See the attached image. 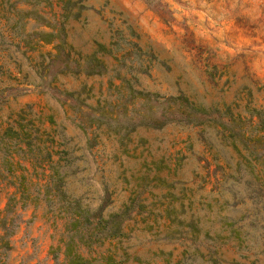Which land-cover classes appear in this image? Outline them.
I'll return each instance as SVG.
<instances>
[{
  "label": "rangeland",
  "instance_id": "rangeland-1",
  "mask_svg": "<svg viewBox=\"0 0 264 264\" xmlns=\"http://www.w3.org/2000/svg\"><path fill=\"white\" fill-rule=\"evenodd\" d=\"M20 124L5 264H64L68 202L120 213L86 256L264 264V0H0V134Z\"/></svg>",
  "mask_w": 264,
  "mask_h": 264
},
{
  "label": "trees",
  "instance_id": "trees-1",
  "mask_svg": "<svg viewBox=\"0 0 264 264\" xmlns=\"http://www.w3.org/2000/svg\"><path fill=\"white\" fill-rule=\"evenodd\" d=\"M15 12L21 16H30L31 12L27 9L16 8ZM62 30V29H61ZM61 32V31H60ZM44 41H52L54 33L52 31L48 32H40L39 34ZM64 40H60L58 43L54 44V48L56 51L59 49L61 42ZM55 55V53H54ZM90 60V59H89ZM88 60V65L90 68L85 71L86 74L100 73L102 70L100 68L94 69L95 65H99L100 67L103 64L98 60L97 64H92ZM23 125L20 124L19 128L23 130ZM36 131V130H35ZM25 134H30L28 130H23L22 132L14 128L13 126H6L3 132L0 134L1 138L3 136H9L14 138H19L20 136H24ZM26 136V135H25ZM48 164L50 165V172L46 175L47 180L44 184V189L46 193H49L50 190H54V194L60 195L61 199L65 197L64 191L60 189V178L57 179L58 182L52 184L53 180H56L55 177L59 175L57 169L52 163L50 153L48 154ZM23 178L22 182H24L25 176H21ZM26 187L24 188V184H22V192L24 193ZM25 198V197H24ZM66 212V223L64 227V233L62 234L59 240V248L63 249L64 255V264H116L118 261L114 257L113 254L108 253L102 255L100 257L97 256H86L80 252L81 246L90 247L94 241L106 237L116 236L120 233L121 220H116V216L120 215V213H115L110 215V219H105L100 214V209L96 211L95 220H90L88 216V211L86 209H82L78 203L74 205L71 202H68L64 207H61ZM102 208V207H100ZM13 210V206H11L8 202L6 208L3 213L0 215V264H5V259L7 252L11 248L10 243V235H11V227L8 224V214ZM126 211V210H124ZM95 216V215H94ZM111 221L110 224H107ZM108 227V228H107ZM107 228L106 231H104ZM101 235V236H100ZM97 242V241H96Z\"/></svg>",
  "mask_w": 264,
  "mask_h": 264
}]
</instances>
